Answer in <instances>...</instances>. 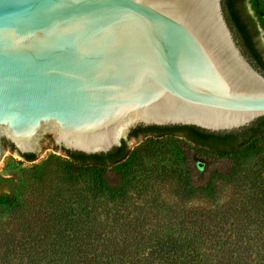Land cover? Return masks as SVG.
<instances>
[{
  "label": "water",
  "instance_id": "1",
  "mask_svg": "<svg viewBox=\"0 0 264 264\" xmlns=\"http://www.w3.org/2000/svg\"><path fill=\"white\" fill-rule=\"evenodd\" d=\"M261 116L264 76L221 0H0V167L8 139L37 156L55 133L96 154L139 125L226 132Z\"/></svg>",
  "mask_w": 264,
  "mask_h": 264
},
{
  "label": "trees",
  "instance_id": "2",
  "mask_svg": "<svg viewBox=\"0 0 264 264\" xmlns=\"http://www.w3.org/2000/svg\"><path fill=\"white\" fill-rule=\"evenodd\" d=\"M221 6L241 52L264 76V0H221ZM139 127L131 129L128 138L144 136ZM162 127L187 130L197 141L189 135L186 140L207 155H200L207 161L204 169L182 177L185 194L212 195L215 179H233L244 159L264 153V116L226 132L194 125L145 126ZM157 137L134 148L122 140L107 153L62 148L65 159L49 155L28 169L21 187L25 190L26 182L35 180L41 190L33 195L38 211L16 228L7 229L0 222V264H264V177L258 176L262 170L246 176L249 198L242 196L219 207L197 225L189 220L115 215L106 205L96 204L101 196L116 204L126 199L133 185L131 176L141 164L157 167L159 162L177 160L192 168L184 142ZM19 155L28 162L37 158L35 153ZM212 156L229 163L226 172H209ZM52 173L60 175V186L52 185ZM82 180L85 185L77 187ZM0 182L9 185V193L0 195L1 215L5 208L18 207L21 200L14 193L15 179L0 176Z\"/></svg>",
  "mask_w": 264,
  "mask_h": 264
},
{
  "label": "rangeland",
  "instance_id": "3",
  "mask_svg": "<svg viewBox=\"0 0 264 264\" xmlns=\"http://www.w3.org/2000/svg\"><path fill=\"white\" fill-rule=\"evenodd\" d=\"M261 41L264 47V38H261ZM125 141L128 147L134 148L140 146L145 140L141 142L127 137ZM179 141L188 145L183 139H179ZM3 150L15 152V154L0 167V176L15 179L18 187L14 193L21 200L15 209L5 208L1 211L0 222L6 224V228L10 229L16 228L18 223L25 222V218L28 219L29 215L36 214L38 211V201L33 195L41 190L35 185V180L26 182L28 187L25 190L21 187L25 185L28 177L26 171L40 165L49 155H56L60 159H65L66 155L57 143L55 133H51L38 149L41 155H37L34 162L25 161L9 139ZM158 164L159 166L153 167L151 164L144 163L133 172L131 176L133 185L130 187L126 199L118 201L119 204L110 202L103 196L96 201V204L106 205L107 209H111L109 212H115V215L160 221L174 219V221H182V223L189 220L194 221L197 225L201 217L209 218L218 211L219 207L236 201L242 196V199L246 200L247 194H249L246 176L249 177L260 170L264 171V153L244 159L233 179H215L212 195L197 192L193 194L183 193L182 177L186 172H194L190 165L186 169L177 160H167V162H159ZM228 167L227 161L214 156L211 157L209 172H226ZM258 176L264 177V172ZM50 177L53 186H60L62 181L58 173L57 175L52 173ZM83 185L85 182L82 180L77 187L82 188ZM63 186L65 187V185ZM77 187L74 189H78ZM258 201L260 200L257 198L256 202Z\"/></svg>",
  "mask_w": 264,
  "mask_h": 264
},
{
  "label": "flooded vegetation",
  "instance_id": "4",
  "mask_svg": "<svg viewBox=\"0 0 264 264\" xmlns=\"http://www.w3.org/2000/svg\"><path fill=\"white\" fill-rule=\"evenodd\" d=\"M139 126H141V125H139ZM140 128H142V130H139L140 133H146V134L144 136H142V134H140L137 137H131L132 139L139 140V141L143 142L144 140H147L148 138H150L153 135L158 136L157 138L162 139V140H168L171 138L183 139L188 144L185 147V152L189 153V155L191 157L189 160L192 162L193 170L198 172L200 170V168L201 169L205 168L207 161L200 158V155H202L204 157H206L207 155L205 153L199 152L198 148L195 147V145L193 143L191 144L189 141L186 140V139H188L187 135L190 136V133L188 134L187 130H185L183 128H179V127H162V128L147 129V128H145V126H142V127H139L138 129H140ZM190 137H191V139H194V141H197L194 136H190ZM190 149H192L193 151H191ZM191 155H194L193 158ZM35 160H33L31 162H34ZM4 187H7L9 190L8 183L0 182V195L3 193L4 194L9 193V192L6 193L3 191Z\"/></svg>",
  "mask_w": 264,
  "mask_h": 264
}]
</instances>
